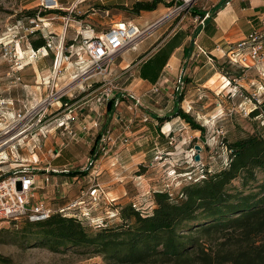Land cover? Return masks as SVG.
Returning a JSON list of instances; mask_svg holds the SVG:
<instances>
[{
	"label": "rangeland",
	"instance_id": "obj_1",
	"mask_svg": "<svg viewBox=\"0 0 264 264\" xmlns=\"http://www.w3.org/2000/svg\"><path fill=\"white\" fill-rule=\"evenodd\" d=\"M56 1L58 6L54 10L42 12L39 0H0V77L5 73L2 65H7L6 75L11 76L17 71L15 68L17 62H20L21 66H32L34 64L32 62H41L45 58L47 62L53 63L55 58L53 51L37 53L35 57H31L30 41L41 38L40 32L29 35L26 41L22 39L19 43L13 42L17 40L11 35L17 21L26 26L32 17L37 22V18H52L46 31L52 33L55 44H58V41L60 42L58 39L62 38L64 47L70 44L80 45L79 33L83 26L91 27L95 33L100 34L115 24L131 22L140 29L151 27L145 37L157 30L161 33L166 29L142 58L168 36L177 33L190 36V42H187V46L190 47L191 44L193 45V35L197 33L199 25L198 21L193 20L191 12L188 14H185V11L174 12L168 18H164L169 11L179 7L173 0H162L155 13L141 12L138 16L129 11L133 4L137 1L152 0ZM211 2L213 1L199 0L193 9L202 11L201 8ZM68 15L70 21L65 27V23L59 17ZM223 46L224 44L220 42L215 44L216 56L221 60H217L214 56L208 58L209 61L216 60L219 64L215 67V77L210 80L209 86L199 91H195L196 84L192 82L190 74L192 68L198 65L193 61L196 59V54L192 60H189L192 54L190 53L184 58L185 63L180 66V69L189 66L191 69L189 73L177 72L175 77L166 75L164 79L167 78L168 83H162L153 91L146 90L128 70L129 68L125 70L116 67L120 60L117 56L111 69L121 77L115 84L116 88L113 89L105 82H101L102 77L98 75V71L92 70L88 57L83 55L80 47L77 53L81 57L76 59V56H73L71 58L73 63L66 65L67 68L58 70L63 75L66 73L67 77L66 80H61L58 86L52 84L50 74L43 75L37 78L35 83L28 84L34 86V94H29L30 99L25 103L29 102L27 107L37 106L40 112L32 118L33 120L28 117L29 122H26L25 126H31L29 130L32 129V124L35 128L45 126L47 130H55L57 124L55 119H60L68 110L72 112L69 124L70 136L65 135L64 138L59 135L58 138L56 134L52 139L47 136L49 134L45 135L38 154V168L59 171L64 168L61 165L68 164L65 167L70 173L85 172L84 176L78 175L75 180L71 179L69 174L65 176L68 179L63 178V174L53 176L51 174L47 183L43 182L42 185L39 182L42 187L39 191L43 195L41 199L53 210H57L71 204L83 194L81 198L85 202V207L90 208V216L104 218L105 221L112 223L115 221L119 206L131 203L142 212H148L154 207L153 193L162 191L171 196L177 195L188 183L189 177L201 179L203 169L213 173L224 167L229 155L224 141L233 142L248 135H264V119L260 116L249 117V113L254 109L251 94L256 86L264 85V81L256 79L255 73L251 71L243 76L236 68L225 63V58L221 56ZM6 49L7 56L4 54ZM202 52L204 53V50ZM129 55L131 54L126 53L121 59L124 60ZM74 60H77L78 64H74ZM46 66H49L48 63ZM46 68V71H49V67ZM50 71H54L52 64ZM58 71H54V75ZM180 77L183 81L181 98L179 94L181 91H174L175 81ZM233 78L236 81H232ZM67 81L69 83L64 87ZM109 90L112 91L110 95L129 90L139 97L142 108L135 113V118L134 114L127 110L124 101L118 108H113L111 113L106 112L108 102L104 101L98 105L97 98L102 93H108ZM176 104H179L184 113L193 117L198 125L204 127V135L201 136L199 132L190 129L184 121L172 114ZM141 114L149 117V122H141ZM157 117L163 120L160 122ZM129 119H132V123L128 121ZM154 129L166 135L172 132L168 146H160L162 143L155 140L157 133ZM105 131H109L111 137V140H105L109 152L96 159L94 171L99 175L94 178L87 169L90 168L89 163L95 158L94 155L98 154L96 149L99 147V140L96 144L94 141ZM154 141L158 143V149H155ZM61 142L64 143L65 148L59 146ZM195 145L201 147L200 152L194 150ZM93 146L94 152L90 154ZM165 147L169 148L165 149ZM54 149L56 151L61 149L60 156L56 160H53ZM21 155L29 158L30 153L22 149ZM133 155L136 157L130 158ZM195 155L199 156L198 161L194 160ZM38 174L39 181L42 173ZM263 180L264 174L258 172L256 183ZM254 185L250 184V187L253 188ZM233 186L239 188V180L234 181ZM94 189H98L94 195L95 201L90 196V192ZM81 222L85 226L88 225L85 220ZM36 239L35 230L26 227L24 222L17 223V226L1 225L0 257L5 261L1 264H103L100 257L85 254L78 249L51 252L37 244Z\"/></svg>",
	"mask_w": 264,
	"mask_h": 264
},
{
	"label": "trees",
	"instance_id": "obj_2",
	"mask_svg": "<svg viewBox=\"0 0 264 264\" xmlns=\"http://www.w3.org/2000/svg\"><path fill=\"white\" fill-rule=\"evenodd\" d=\"M228 1L216 5L212 15ZM161 3L162 0L137 1L129 11L138 16L141 12L155 11ZM190 12L193 17L205 16ZM30 45L37 50L44 46V40L42 37L31 40ZM179 94L181 98L182 91ZM252 100L254 109L249 117L264 119V97ZM112 110L109 101L106 112ZM172 114L201 136L205 134L204 127L184 113L179 104ZM154 130L160 146H168L172 132L165 136ZM224 142L229 153L224 167L213 173L203 169L201 179L189 177L177 195L153 193L154 207L148 212L128 203L118 207L115 221L104 220L96 228L59 213L45 221L24 225L35 230L37 244L51 252L78 249L100 257L103 264H264V180L256 183V174H264V135ZM93 152L94 146L90 154ZM75 175L83 176L85 172L74 171L68 176ZM236 180L240 182L239 188L233 186ZM250 184L256 185L252 188ZM4 262L0 257V264Z\"/></svg>",
	"mask_w": 264,
	"mask_h": 264
},
{
	"label": "built area",
	"instance_id": "obj_3",
	"mask_svg": "<svg viewBox=\"0 0 264 264\" xmlns=\"http://www.w3.org/2000/svg\"><path fill=\"white\" fill-rule=\"evenodd\" d=\"M173 1H175V4L179 7L169 11L168 15L164 18H168L174 12L185 11V14H188L199 0ZM52 3L55 6L58 4L56 0H39L42 12L54 10L56 7L52 9L48 7ZM207 17L208 15H205L203 18H200L196 15L193 17V20L195 22L198 21V23L202 25ZM37 19L38 22L32 17L29 19L26 26L20 21H17L11 34L12 38H17V40L13 42L19 43L22 39L26 41L27 37L32 35V33L37 31L40 32L44 40V46L37 50L30 47L29 52L32 54L31 57H35L37 53L44 54L48 51L55 52V58L52 63V69L54 71H58L63 66L66 68V65L73 63L71 61L73 56H76V59L81 57V55L77 53V49L80 47L83 55L88 57L92 70L95 72L98 71V75L102 77L101 82H105L113 89L116 88L115 84L121 77L120 74L114 73L111 69L114 59L123 51L133 48L145 37L147 31L151 28L147 27L140 29L131 22H122L98 34L95 33L93 28L83 26L79 33L80 45L74 46L70 44L64 47V45H62V38L58 39L60 40L58 44H55L51 36L52 33L46 31L50 24L49 22L53 19ZM59 19L65 23V27L70 21L69 15L67 17H59ZM77 24L80 25L79 23ZM7 51L6 49L4 53L5 56L8 55ZM221 56L225 58V63L236 68L241 75L246 76L251 71L255 73L256 79L264 81V18H259L257 20V25L252 26L250 31L238 40L226 42L223 46ZM74 64H78V61L74 60ZM20 67V62L15 63L16 70ZM163 80V83L166 82L165 79ZM16 81H19L18 77ZM232 81H236V79L233 78ZM253 81L255 82V80ZM251 86H254V84H251ZM182 88L183 81L180 77L175 81L174 91H181ZM155 89L157 90V86L153 90ZM254 90L255 91L251 94L253 99L257 100L264 97V85H258ZM111 92L109 90L108 93H102L97 98L98 105H101L104 101H111L113 108L116 109L124 101L127 105V110L131 111L135 118V113L139 112L142 108L139 97L131 91H124V93H117L115 95H110ZM27 106V104H22L12 99L0 100V223L12 226H17L19 222L37 223L47 220L54 213H59L65 217H76L80 221L85 220L88 225L93 228L103 225L104 218H98L93 215L90 216L91 210L85 207V202L81 198L83 194L71 204L58 208L57 210H53L41 199L43 195L39 191L42 188L39 182L43 185V182H48V177L51 174V176L57 174L67 176L66 174H69L70 171L66 167L59 171L47 168L40 170L38 168L39 159L37 157L31 154L29 159L22 157L21 150L26 147L27 144L24 138L29 137V139L32 140L34 137H44L48 134V128L45 126H37V128H35V125L32 124L31 130H29L31 126H25V123L29 122V119L35 118V115L40 113L37 106ZM71 114L72 112L68 110L67 114L60 119H55V121H57L55 129L62 130L67 136L71 135L69 125L72 118ZM28 117L30 118L28 119ZM134 118L132 117V119ZM140 118L143 123L149 121V117L145 114H141ZM132 119L128 121L132 123ZM160 133L167 136L166 133L162 131H160ZM106 139L108 141L111 140L109 131L100 133L98 139L99 147L96 149L98 154L94 155L95 158L93 156V161L89 163L90 168L87 169V171H90V176H94V178L99 175V173L96 174V171H94V164L97 162L96 159L99 158V156L107 155L109 152V149H106L107 145H105ZM36 147L34 145L32 150H36ZM39 172L42 174H40L41 178L38 181L40 177L38 174ZM76 178H78V175L71 177L73 180ZM97 191L98 189H94L90 192L93 201L96 200L94 195Z\"/></svg>",
	"mask_w": 264,
	"mask_h": 264
},
{
	"label": "crops",
	"instance_id": "obj_4",
	"mask_svg": "<svg viewBox=\"0 0 264 264\" xmlns=\"http://www.w3.org/2000/svg\"><path fill=\"white\" fill-rule=\"evenodd\" d=\"M212 1L213 2L209 5L203 6L201 8L202 11L193 9L197 6V3L192 8L193 11H196L199 14L204 13L209 17L202 25L198 23L197 33L193 35V45L191 44L190 47L187 46V42H190L189 35L187 36L185 33H177L176 35L168 36L157 47L153 48V50L146 57L138 60L139 57L153 47L164 32H166V29H164L161 33L157 30L149 36L144 37L133 48L120 53L118 55L120 60L116 67L125 70L129 68L128 70L132 72L135 79H138L139 83H141L146 90L153 91L156 86L162 85L164 81L163 79L166 75L169 77H175L177 72L180 74H184V72L186 74L189 73V70H191L189 69V66L185 69H180V66L185 63L184 58L188 57L190 53L192 54L189 56V60H192L196 54V59L193 61L198 65L193 68L191 67L192 72L190 74L193 79L192 82L196 84L195 91H199L201 89L204 90L203 88L205 86H209L210 80L212 78L214 79L215 67L219 64L218 61H209L208 58L214 56L217 60H221L216 56V51L214 49L215 44L220 42L225 45L228 41L238 40L247 34L252 26L257 25V20L259 18H264V0H229L222 9L214 13V16L212 15L213 8L223 0ZM156 11L157 10L151 12V14ZM160 15L161 13H159L158 16ZM153 18L156 19V17ZM202 50H204L205 54H203ZM188 51L189 53L187 55ZM126 53H130L131 55H129L128 58H124V60L121 59V57H124V54ZM47 63L49 66H46ZM32 64V66H21L15 74H12L11 76L6 75L8 71L6 70L7 65H2V69H5V73H3V76L0 77V99H12L19 101L22 104H26L25 101L30 99L29 94H34V86H29L28 84L35 83L37 78L50 74L52 84L54 86H58L61 80H66L67 78L65 75L66 73L63 75L60 71L56 72L57 75L56 73L54 75V71H50L52 62H47L45 58L41 62H32ZM123 64L125 65L123 66ZM130 64L131 66H129ZM46 67H49V71H46ZM63 68L64 67L61 69ZM28 73L30 74L28 75ZM17 77L19 78V81H16ZM165 81L166 82L163 84L168 83L167 78ZM68 83L69 81H67L63 86H67ZM27 104H29V102ZM48 134L49 135L47 136L52 139L56 137V134L58 135V138L59 135L62 137L65 136L60 129L48 130ZM45 137L46 136L34 137L32 140H30L29 137L24 138V140H28V142L26 147L23 149L28 151L32 156L38 158L40 147L43 145L42 143ZM34 145L35 147H38H36V150H32ZM59 146L65 148L63 142H61ZM53 152V160H56L60 156L61 149L57 151L54 149ZM134 157H136V155L130 156L132 159ZM40 161L42 162V160ZM67 165L61 166L65 167ZM43 169L44 168L40 170ZM62 176L65 179L67 178L65 175ZM116 192H119V190H116Z\"/></svg>",
	"mask_w": 264,
	"mask_h": 264
},
{
	"label": "water",
	"instance_id": "obj_5",
	"mask_svg": "<svg viewBox=\"0 0 264 264\" xmlns=\"http://www.w3.org/2000/svg\"><path fill=\"white\" fill-rule=\"evenodd\" d=\"M194 150L197 151V152H200V151H201V147L198 146V145H195V146H194ZM194 160H195V161H198V160H199V156H198V155H195V156H194Z\"/></svg>",
	"mask_w": 264,
	"mask_h": 264
},
{
	"label": "bare ground",
	"instance_id": "obj_6",
	"mask_svg": "<svg viewBox=\"0 0 264 264\" xmlns=\"http://www.w3.org/2000/svg\"><path fill=\"white\" fill-rule=\"evenodd\" d=\"M52 6L55 8V7H57L58 6V4L55 6L53 3L51 4V5H49L48 7L50 8L51 7V9H52ZM20 53V52H19Z\"/></svg>",
	"mask_w": 264,
	"mask_h": 264
}]
</instances>
